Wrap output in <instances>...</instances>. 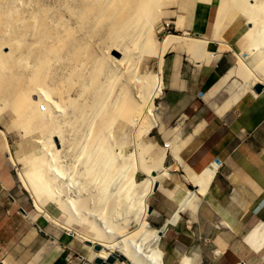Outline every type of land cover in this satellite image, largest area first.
Masks as SVG:
<instances>
[{
	"label": "bare ground",
	"instance_id": "6f19581e",
	"mask_svg": "<svg viewBox=\"0 0 264 264\" xmlns=\"http://www.w3.org/2000/svg\"><path fill=\"white\" fill-rule=\"evenodd\" d=\"M165 3L166 0H0V109H6L19 122L23 136L37 132L35 140L41 145L39 151L25 156L26 170L19 171V182L32 194L39 211H44L39 199L46 194L58 213L64 214L54 220L69 226L72 221L65 223L60 218L77 216L83 223V228L77 230L80 237L120 252L130 264H166L161 248L165 224L155 230L147 221L153 211L149 212L147 199L154 185L169 176L166 172L150 175V169L164 162L166 152L163 150L152 161L145 156L151 146L141 144L142 136L158 123L155 99L167 84L161 73L165 52L180 46L199 62L211 40H219L221 46L230 49L220 39V33L230 25L233 32L244 23L250 38L247 50L232 51L238 63L224 76L227 81L241 78L246 85L250 80L264 84V0H217L212 38L166 34L154 42L155 25L165 13ZM177 16V25L183 27V15ZM151 55L160 60L156 73L147 62ZM239 90V95L234 93L235 100L244 93ZM118 120L133 128L136 151L126 156L121 147L117 151L113 148L112 141L118 137L113 126ZM8 144L6 158L15 165L17 161ZM70 147H76L75 155L79 154L74 158L78 167L69 172V166L66 168L58 160V153ZM177 157L188 169V163L179 154ZM215 168L213 164L199 174L189 172L186 180L197 187V192H207ZM136 169L146 175L144 180H133ZM122 173L125 185L107 195V179L111 181ZM87 181L97 182L95 199L99 208L106 209L95 210L100 222L81 213L91 199L90 194L81 192ZM71 187L75 194L59 198L58 189L67 194ZM133 194L136 200L130 201L135 200L136 208L129 201L126 205L130 215L127 212L122 222L110 218ZM194 198L195 193L186 191L171 218L188 207L193 210ZM72 229L70 232H75ZM259 230L256 227L250 233L257 235ZM252 238L255 240V236L251 241ZM106 249L98 256L105 258L113 253ZM189 258L183 256L180 263L192 264L194 258ZM0 264L8 263L4 258Z\"/></svg>",
	"mask_w": 264,
	"mask_h": 264
},
{
	"label": "crops",
	"instance_id": "0c3cea01",
	"mask_svg": "<svg viewBox=\"0 0 264 264\" xmlns=\"http://www.w3.org/2000/svg\"><path fill=\"white\" fill-rule=\"evenodd\" d=\"M209 3L196 1L193 16L179 30L212 38ZM197 6L201 10L197 11ZM230 26L219 35L230 49H220L219 40L207 44L209 52H216L215 57L196 62L180 46L169 51L167 84L159 103L161 119L165 125L179 122L180 138L188 140L180 155L195 173L210 169L215 158L221 164L215 165L207 192L199 195L194 218H178L180 212L171 218L184 195L180 200L175 197L185 187L172 168L175 160L168 164L170 181L160 182L151 194L152 207L166 217L162 218L167 230L165 237L162 234L161 248L167 264H181V258L189 255L193 264H264V91L245 92L222 113L216 111L228 101L224 75L236 61L232 51L246 46L243 25L233 32ZM198 99L206 101L216 116L204 115ZM16 182L8 163H0V260L5 258L8 264L21 260V264H69L65 257L69 238L64 239L66 246L60 244L63 249L58 254L60 245L33 217L25 216L15 200L6 197L17 188ZM256 227L262 231L253 235L258 242L251 241L250 232Z\"/></svg>",
	"mask_w": 264,
	"mask_h": 264
},
{
	"label": "rangeland",
	"instance_id": "374dc122",
	"mask_svg": "<svg viewBox=\"0 0 264 264\" xmlns=\"http://www.w3.org/2000/svg\"><path fill=\"white\" fill-rule=\"evenodd\" d=\"M168 1L166 0V3L163 5V8H162V10L165 11L164 15H162L159 18V21L155 25V31H154L153 36H152V39L154 42L161 41L165 37L166 34H174V35H179V36L186 34L187 33L186 31L181 32L179 30V28H181V27L177 25V20H178L177 14L183 15V19L186 22H188L190 16H192L191 15L192 14L191 9H193V7H195V5H196L195 2L198 0H187L188 2L186 0H170L169 2ZM209 2H210L209 3L210 6H211L210 22L212 23L213 17H214V12H215V7L217 4V0H209ZM185 4H187V5H185ZM213 4H215V5H213ZM180 5L183 6L184 8L181 7ZM179 6L182 8V10L178 9V8H180ZM199 10H201L200 6H197V11H199ZM198 21H199V18H198ZM242 25H243L242 26L243 31H246L247 25L244 23H242ZM249 42H250V38L246 35V45ZM263 43H264V41H263ZM262 48L264 50V44H262ZM171 49H173V48H171ZM171 49H168L165 52V54L162 57L163 59L161 58L162 59L161 60V63H162L161 73H162L163 77L165 78V80L167 79V74H168V69H169L168 55L170 54L169 51ZM220 49H228V48L220 46ZM243 49L247 50L246 46ZM185 51H187V50H185ZM239 51H242L240 47L238 48L237 52H239ZM187 54H188V56L190 55L189 58L191 60H193L192 59V53L190 51H187ZM211 56L215 57L216 52H211V51L209 52L207 50V53L205 54L203 59H205L206 57L209 58ZM234 61H235V57H234ZM147 62H148V65L152 68V70L156 73L158 70L157 66L160 62L158 57L156 55H151V56H149V58H147ZM237 63H238V61L236 60L235 63L231 67L236 66ZM228 70H227V72H228ZM227 72L225 74H227ZM227 82H228V84H227L224 91L226 92V99L228 98V101H226L224 104L219 105V107L216 108V111L218 113H222L226 107L234 104L237 101V100H235L236 99L235 96L239 95V93H240L239 89L244 90V93L245 92L254 93V92H252L253 90H251V87L253 88V85L255 83H259L255 80H250L246 85L245 82L241 78H233ZM246 87H248V88L244 89ZM163 90H164V88H163ZM234 93H235V96H234ZM162 94H163V91H162ZM162 94L155 99V103L158 106V109L155 112L156 118L158 119V123L156 124L155 127L151 128L149 133L142 136V138H141L142 143L141 144H143V145L147 144V145L151 146L150 152H148V154L147 153L145 154L146 158L148 156L147 159L150 158L151 160L152 159L154 160L157 157V155L160 154V152H162L163 150H165V152H166V157H165L164 162L160 166H155V167L153 166L150 169V175L155 176L161 172H166L169 174L168 177L165 176L162 179H160L159 184H160V182H169L170 181V172H169L170 166H168V164L175 160V163L172 165V168H175V170H176L175 172H176L177 176H179L180 179H183V181L185 182V187L183 190L184 192L183 191L178 192L176 197H175V200H180V198L183 197V195L186 191H192L193 193H195V198H194V200H192L194 202L193 210L191 209V207H192L191 206V207H188L182 211H179L180 213H179L178 218H194L192 216V214L196 215V210H197V207H198L199 201H200L199 195L204 194L205 192H203V193L197 192V187H195V185L192 182L186 180L188 173L189 172L193 173L194 171L189 166H188L189 168L187 169L184 166V163L179 160L177 155L178 154L180 155V150L182 149V147L184 146V144L188 140L186 141V140H182L180 138V128L178 126L179 122H175L176 120H173L168 125H165L163 123L161 116H160L161 109L159 108L160 107L159 103L161 101L160 97L162 96ZM197 102L202 105L204 115L216 116L215 114L212 113V111L209 108L206 101H204L202 99H198ZM210 102L213 105L215 104V101L213 99H211ZM40 107H41V109L44 108L43 105ZM2 110H4V112ZM0 111H2L0 113V130H3V132L5 134L4 135L2 132H0V163H2L4 161L8 163V165L10 167V174L17 181L16 182L17 188L13 192L6 193L7 194L6 197L11 199L12 201L15 200L16 206H20L24 210V213L25 214L27 213V215H25L24 213L23 214L27 217L29 216V218L33 217L34 221L37 223L39 228L42 229L43 231L47 232L56 241L57 244H59V245L62 244L64 246H66L67 238H69L68 244L65 247V249H66L65 250V252H66L65 257H67L69 264H88L89 262H91L94 259L95 256H98V254L101 250L106 249L105 246L100 245L97 242H90V241L82 238V236L81 237L79 236V234L77 233V230H80L83 228V223L80 221L79 218H77V216L74 218L71 216H66L67 218H60L61 220L63 219V221L65 223L67 221H72V223L69 226H63V224L54 220L53 217H56V216L62 217L64 214L60 215L58 213L59 209L56 207L54 202H52L53 200L51 198L47 197L46 194H43L40 197L41 199H39V203L41 204V206H43L44 211L41 212L37 209L34 197L32 196V194L27 189L22 187L21 183L19 182V177H18L19 171L24 172L26 170L25 156L26 155L29 156L33 152L39 151L41 148L40 143L37 140H35V139H37V136H38L37 132H33V133L28 132L25 134L26 136L24 135L25 136L24 137L23 136L24 131H22L20 129L19 122L14 120V117L12 115L10 116L9 112L6 109L3 108V109H0ZM12 120H13V122H12ZM118 121H119V123L122 122L121 120H118ZM118 121L114 124L115 126H113V131H114V133L116 131L118 132L119 138L117 137L115 140L112 141L113 142V148H114V150H116V149L118 150V148L121 147V151H122L123 155L126 156L127 154H129V153L131 154V153H133V151H136L134 148V143H133L132 133H131L133 131V128L131 126H129L128 124H125L126 122H122L121 124L123 127L120 128V124L118 123ZM122 133L124 135H122ZM6 144H8L10 151L12 152L15 160L17 161V163L15 165L9 164L10 162H8V159L6 158ZM62 150H60V152L58 153L59 154L58 160L61 161L63 165L65 164L67 166V167L65 166L66 168H68V166H69V168H68L69 172L73 171V169L75 167H78L77 163H75V159H74V158L78 157V154H79L78 153L77 155H75L77 153L76 152L77 148L76 147L75 148H73V147L62 148ZM64 152H65V154H64ZM185 164H186V162H185ZM134 173H135V175L133 174V176H134L133 180H135L136 182H140L146 178V175L144 173L138 171L137 169H136V172H134ZM123 176H124V174L122 173L120 175H116V177L114 179L111 178L112 179L111 181L109 179H107V181H106L107 187L106 188L109 187L108 188L109 190H107V192H106L107 195H111V193L115 192V190H117V188L119 186H121L122 184L125 185V183H124L125 179ZM115 179H117V180H115ZM87 182H85V184L83 183V186H82L83 188H82L81 192L83 195H84V193H85V195L90 194L89 196L91 197V199H90V202H88V208L85 209V211L83 210L81 213L85 216H88V218L92 221H95V222L99 221L100 222V220H98V219H100V217H99V215L97 216L98 211H95V210L105 211L106 209L104 210V208L103 209L99 208L101 205L98 204L97 199H95L96 195L98 193V184H97V182L92 181L90 183L88 182L90 184L89 185ZM109 182H110V185L108 184ZM95 183H96V185H95ZM115 185H116V187H115ZM84 187H85V189H84ZM70 189H68L67 194L65 191L63 192L62 189H58V191H60L58 193L59 198L65 199V198H67V196H69V195L71 196V195L75 194V190L73 189V187H71ZM14 193H16V194L14 195ZM64 194H65V196H64ZM203 196H205V195H203ZM203 196H202V198H203ZM12 197H13V199H12ZM135 198L136 197L133 194V196H131L129 200H126L127 202L126 203L124 202L125 207L123 206V203L120 204L116 208V210L113 212V214L110 218H112L113 220L118 221V222L124 221V219H125V217H127L128 213L130 215V212H128L130 210H128V208L126 206L127 203L130 202V205L134 203L132 206H133V208L134 207L136 208V206H135L136 205V202H135L136 199ZM132 199H135L133 203L131 202ZM152 200L153 199L150 195V197H148V199H147V202L151 206H152ZM128 206H129V204H128ZM102 207H104V204L102 205ZM90 209H91V213L89 212ZM45 210H46V212H45ZM94 213H97V214L95 215ZM106 214L109 215V210L106 211ZM177 215H178V212L176 213L175 217H172V218H176ZM169 217L167 216V218H169ZM162 218H166V217H162L161 215L158 214V212L156 210L153 209L152 213H150L149 216L147 217V221L149 222L152 229L160 230L161 227L165 224V220H166V219L164 220ZM170 223H175V222H170ZM131 226H132V224H131ZM164 228H166V229H163V233L165 230H167V227H164ZM70 229H72V231H75L76 233L70 232L71 231ZM62 236H63V238H61ZM64 239H66L65 242H64ZM93 245L99 246V249L95 250L93 248ZM59 247L60 248H56V249H58V254H60L62 249H63L61 247V245ZM106 250H108V252H114L113 249H106ZM116 253L121 254L120 252H116ZM23 255L26 256V254H23ZM189 256H192V255H189ZM23 261L24 260H21L19 262L13 263V264H21ZM115 264H122V263L116 261ZM125 264H127V263H125Z\"/></svg>",
	"mask_w": 264,
	"mask_h": 264
},
{
	"label": "water",
	"instance_id": "95a60500",
	"mask_svg": "<svg viewBox=\"0 0 264 264\" xmlns=\"http://www.w3.org/2000/svg\"><path fill=\"white\" fill-rule=\"evenodd\" d=\"M262 91H264V84L263 83H255L253 85V92L254 93H261ZM159 185V182H157L155 185H154V191L157 189ZM21 211H23L22 208H20ZM154 208L150 205L149 206V212H151ZM93 248L95 250H98L99 249V246L97 245H93ZM125 262L127 264H130L124 256H122L121 254L119 253H116V252H113V253H110L108 254L105 258L101 257V256H95L94 259L89 262L88 264H113L114 262Z\"/></svg>",
	"mask_w": 264,
	"mask_h": 264
},
{
	"label": "built area",
	"instance_id": "2783aa9c",
	"mask_svg": "<svg viewBox=\"0 0 264 264\" xmlns=\"http://www.w3.org/2000/svg\"><path fill=\"white\" fill-rule=\"evenodd\" d=\"M213 164H215V165H220V164H221V160L218 159V158H215ZM237 264H244V263H243V262H239V263H237Z\"/></svg>",
	"mask_w": 264,
	"mask_h": 264
}]
</instances>
